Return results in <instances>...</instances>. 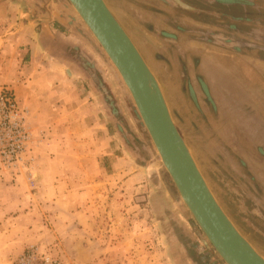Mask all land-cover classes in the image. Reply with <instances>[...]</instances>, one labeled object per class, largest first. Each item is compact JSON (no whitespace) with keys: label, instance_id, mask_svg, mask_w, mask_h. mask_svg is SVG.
Here are the masks:
<instances>
[{"label":"rangeland","instance_id":"374dc122","mask_svg":"<svg viewBox=\"0 0 264 264\" xmlns=\"http://www.w3.org/2000/svg\"><path fill=\"white\" fill-rule=\"evenodd\" d=\"M13 1L1 0L0 92L12 88L30 110L32 163L1 164L0 177L29 179L39 219L13 264L32 247L62 264H226L153 165L159 155L109 59L57 22L50 54L16 43L27 35L20 21L36 15ZM105 1L156 75L215 197L264 256V0ZM43 141L55 164L36 151ZM54 174L57 193L72 198L53 199L52 184L40 182Z\"/></svg>","mask_w":264,"mask_h":264},{"label":"water","instance_id":"95a60500","mask_svg":"<svg viewBox=\"0 0 264 264\" xmlns=\"http://www.w3.org/2000/svg\"><path fill=\"white\" fill-rule=\"evenodd\" d=\"M94 44L113 64L182 201L226 264H264V256L240 232L212 192L180 133L160 83L105 0H67ZM192 8L182 0H174Z\"/></svg>","mask_w":264,"mask_h":264},{"label":"crops","instance_id":"0c3cea01","mask_svg":"<svg viewBox=\"0 0 264 264\" xmlns=\"http://www.w3.org/2000/svg\"><path fill=\"white\" fill-rule=\"evenodd\" d=\"M10 1L12 2V0ZM13 2H15V4L18 3V1L16 0ZM26 2L36 16L32 19L29 18L24 20V24L22 26L21 24L23 20L20 21L19 29L25 30L27 32V35L25 34L24 36H22V39L16 43H21L22 41L24 43H29L32 47L35 42H38V44L43 45L44 51L50 54L51 49L49 45V39L54 36L53 22H57L59 23L61 29H76L77 32L81 34V36H83L88 42H90V44L104 59L103 53L97 48L98 46L94 45V42L92 41V38L90 37L87 29L84 27L79 18L74 14L67 0H26ZM1 5L2 2L0 0V7ZM24 14H27L29 16L31 15L30 11H26ZM258 20L259 22H263L262 18ZM35 23H37L38 27ZM18 31L19 30H17V33ZM63 37L64 36H58V38H60L62 41H67ZM85 56H87L86 53ZM25 102L27 103L29 101L26 100ZM32 107L33 106H31V108ZM33 108L32 110L34 112ZM33 122L36 126L39 125V122L41 123L39 117L35 115ZM49 135L52 136V134ZM48 141L50 143L57 142L56 140L51 141L50 139ZM43 142L42 144H38L40 147H36V151L40 154V151L42 150L41 156L42 158H47V164H55L57 162L56 158L51 159V145H48V142ZM39 154L37 155L39 156ZM27 179V177H24L22 175L16 179L15 183H12L8 178L0 177V264H13V260L15 259V257H17L29 243V240L32 238V232L36 229V224H38L39 222V219L37 218V210L35 206H31V195L24 189L25 187L30 188L29 179ZM56 179L57 176L56 174H54V176H51L49 179L48 176H44V179L40 182L52 184V190L54 191L53 199L55 198L58 201H61L72 198L73 196L71 197L70 192H68V194H66L65 191H60L57 193ZM62 182L64 181L59 179L58 183ZM53 213L56 214V210H54ZM73 214L79 215L78 212H75ZM70 226H74V224H70Z\"/></svg>","mask_w":264,"mask_h":264},{"label":"built area","instance_id":"2783aa9c","mask_svg":"<svg viewBox=\"0 0 264 264\" xmlns=\"http://www.w3.org/2000/svg\"><path fill=\"white\" fill-rule=\"evenodd\" d=\"M30 110L18 99L12 88L0 92V165L11 170L27 168L32 163L28 154L32 139ZM18 264H62L58 259L44 254L38 248L27 250Z\"/></svg>","mask_w":264,"mask_h":264},{"label":"flooded vegetation","instance_id":"af4514ba","mask_svg":"<svg viewBox=\"0 0 264 264\" xmlns=\"http://www.w3.org/2000/svg\"><path fill=\"white\" fill-rule=\"evenodd\" d=\"M243 6H245V8H248V5L243 4ZM254 6H255V5H254ZM245 8H244V9H245ZM245 14H247V13L244 11V14H243V15H241V16H237V18H239L238 20H239L240 22H242V23H246L247 19H249V18H248V15H245ZM236 31H238V34H244V33H248V34H249V32L243 31L242 29H238V30H236ZM250 34H251V36H255V33H250ZM244 35H245V34H244ZM232 41L235 42V44L238 43V41L236 40V38H234Z\"/></svg>","mask_w":264,"mask_h":264},{"label":"bare ground","instance_id":"6f19581e","mask_svg":"<svg viewBox=\"0 0 264 264\" xmlns=\"http://www.w3.org/2000/svg\"><path fill=\"white\" fill-rule=\"evenodd\" d=\"M137 46V45H136Z\"/></svg>","mask_w":264,"mask_h":264}]
</instances>
